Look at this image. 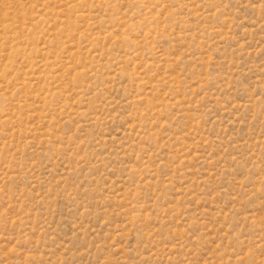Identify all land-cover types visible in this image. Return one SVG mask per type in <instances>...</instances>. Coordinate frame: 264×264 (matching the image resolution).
<instances>
[{"label": "rangeland", "instance_id": "374dc122", "mask_svg": "<svg viewBox=\"0 0 264 264\" xmlns=\"http://www.w3.org/2000/svg\"><path fill=\"white\" fill-rule=\"evenodd\" d=\"M0 264H264V0H0Z\"/></svg>", "mask_w": 264, "mask_h": 264}]
</instances>
